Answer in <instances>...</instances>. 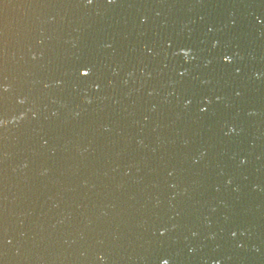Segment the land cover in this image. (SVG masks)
Returning <instances> with one entry per match:
<instances>
[{
	"label": "water",
	"instance_id": "obj_1",
	"mask_svg": "<svg viewBox=\"0 0 264 264\" xmlns=\"http://www.w3.org/2000/svg\"><path fill=\"white\" fill-rule=\"evenodd\" d=\"M0 264H264V0H0Z\"/></svg>",
	"mask_w": 264,
	"mask_h": 264
}]
</instances>
